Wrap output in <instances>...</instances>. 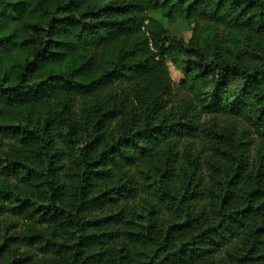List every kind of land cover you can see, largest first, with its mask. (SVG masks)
I'll return each mask as SVG.
<instances>
[{
	"label": "trees",
	"instance_id": "trees-1",
	"mask_svg": "<svg viewBox=\"0 0 264 264\" xmlns=\"http://www.w3.org/2000/svg\"><path fill=\"white\" fill-rule=\"evenodd\" d=\"M0 264H264V0H0Z\"/></svg>",
	"mask_w": 264,
	"mask_h": 264
},
{
	"label": "rangeland",
	"instance_id": "rangeland-1",
	"mask_svg": "<svg viewBox=\"0 0 264 264\" xmlns=\"http://www.w3.org/2000/svg\"><path fill=\"white\" fill-rule=\"evenodd\" d=\"M171 73H172L173 78L176 81L180 80L182 77V74L180 72L176 71L173 67H171Z\"/></svg>",
	"mask_w": 264,
	"mask_h": 264
}]
</instances>
